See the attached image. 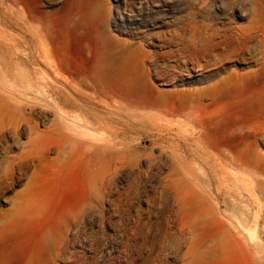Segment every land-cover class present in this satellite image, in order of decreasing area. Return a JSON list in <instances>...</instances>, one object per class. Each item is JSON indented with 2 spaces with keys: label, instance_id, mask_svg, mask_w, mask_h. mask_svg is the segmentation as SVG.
I'll return each mask as SVG.
<instances>
[{
  "label": "rangeland",
  "instance_id": "obj_1",
  "mask_svg": "<svg viewBox=\"0 0 264 264\" xmlns=\"http://www.w3.org/2000/svg\"><path fill=\"white\" fill-rule=\"evenodd\" d=\"M184 2L0 0V264H264V142L255 148L252 136L228 134L240 122L264 124V82L243 84L256 64L232 56L198 69L159 56L175 80L145 72L153 71L150 54L177 48L161 36ZM216 8L232 26L264 28V0ZM126 43L145 54L136 91L176 92L177 103L194 92L193 118L160 114L132 132L137 163L94 162L66 140L91 111L63 97L80 94L99 114L112 111L124 72H113V47ZM222 76V87L203 88ZM167 127L201 133L210 152L253 167L191 160L171 140H140ZM111 130L89 132L102 144Z\"/></svg>",
  "mask_w": 264,
  "mask_h": 264
},
{
  "label": "bare ground",
  "instance_id": "obj_2",
  "mask_svg": "<svg viewBox=\"0 0 264 264\" xmlns=\"http://www.w3.org/2000/svg\"><path fill=\"white\" fill-rule=\"evenodd\" d=\"M216 1L185 0L184 13L172 19L176 26L168 29V33H163L161 36L162 41L173 42L177 45V48H169L158 54H150L149 58L150 63L153 64V71L145 70L148 77L153 74L156 78L175 80L174 77H170L171 72L174 71L167 67L169 63H163L161 66L157 61L159 56L162 59L163 57L174 58L175 56H181L184 62H190L193 68L198 69L214 65L210 68L213 69L219 67L218 64H222L224 59L238 56L248 63L256 64L255 68L246 71L243 75L245 81L243 82L244 89L246 90L248 83H254L258 80L264 82V28L256 25L232 26L228 14L224 12L218 14L215 8L233 7L238 0H218V4ZM251 12L254 13V7H252ZM144 60L145 54L138 48L132 47L129 43H126L121 48L120 46L113 47V72L117 74L120 69H123L124 72L122 71L123 79L118 76L117 87L113 89V110L106 115L99 114L96 104L87 101L80 94L71 98L63 97L68 103L79 107L83 112L87 109L91 111L90 114L82 113L78 117L80 123L78 121L74 123L78 127L77 132L79 135L77 134V137H66L67 142L74 150L90 152V158L93 161L95 160L94 162H100L103 157L110 165H113V163L115 165L118 163L123 164V162L129 164L137 163L141 156V151L135 147L131 148V144H129V135L132 132L144 130V127L149 124L152 117L160 114L184 115L193 118L192 113L195 105L193 101L196 94L194 92L187 94V99L182 103H177L171 98V96L177 94L176 92L161 94L154 92L151 88L149 93L136 91V85L139 83L138 69L140 65H143ZM226 79L227 76H222L213 84L203 88H208L209 86L220 88ZM133 91H136L137 95ZM107 93L109 94V92ZM252 100L255 102L259 101L256 96ZM194 119L195 123H199L198 119L195 117ZM100 126L112 129L109 134L110 137L105 139L106 141L104 140L105 142L102 144L99 142L102 140L98 141V136L89 132L90 128L98 129ZM228 134L240 139L252 136L254 147L258 148V141L264 142V124L260 126L259 122L252 124L240 122L235 127H232ZM143 137L149 138L152 146L158 141L171 140V142L181 146L191 160L233 163L244 169L253 167L249 160H242L239 156L231 155L228 158V154L225 157L219 153L210 152L209 145L204 141L201 133L197 136L193 134L187 135L181 133L179 129L167 127L163 130L156 128L155 131L148 130L143 134L140 133V140ZM118 139L121 141L122 146H119L120 142H118ZM257 156L259 157V155ZM148 158L151 163L153 156L149 155ZM186 159L183 157V160ZM90 172H92V177L89 180V184H91V190L95 191L96 168H91ZM90 201L88 199L79 210L81 212L84 211V207L89 205Z\"/></svg>",
  "mask_w": 264,
  "mask_h": 264
}]
</instances>
